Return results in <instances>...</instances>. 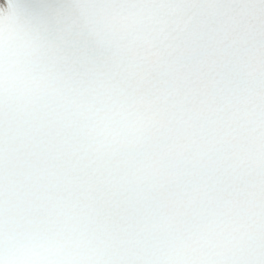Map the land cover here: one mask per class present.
<instances>
[{
	"label": "snow or ice",
	"instance_id": "1",
	"mask_svg": "<svg viewBox=\"0 0 264 264\" xmlns=\"http://www.w3.org/2000/svg\"><path fill=\"white\" fill-rule=\"evenodd\" d=\"M0 264H264V0L0 2Z\"/></svg>",
	"mask_w": 264,
	"mask_h": 264
}]
</instances>
